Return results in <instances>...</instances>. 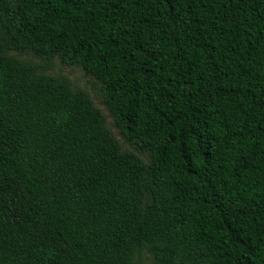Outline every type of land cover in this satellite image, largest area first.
<instances>
[{
    "label": "trees",
    "instance_id": "obj_1",
    "mask_svg": "<svg viewBox=\"0 0 264 264\" xmlns=\"http://www.w3.org/2000/svg\"><path fill=\"white\" fill-rule=\"evenodd\" d=\"M0 264H264V0H0Z\"/></svg>",
    "mask_w": 264,
    "mask_h": 264
},
{
    "label": "rangeland",
    "instance_id": "obj_2",
    "mask_svg": "<svg viewBox=\"0 0 264 264\" xmlns=\"http://www.w3.org/2000/svg\"><path fill=\"white\" fill-rule=\"evenodd\" d=\"M50 73L64 74L68 76L76 85L81 86V87H87L92 92L96 105L100 107L108 115V110L102 103V98L97 93V90H96L97 86L94 80L86 76L84 71L80 67L68 66V65L61 64V63H57L55 68L51 70ZM112 122H113L112 118L108 116V125L115 132Z\"/></svg>",
    "mask_w": 264,
    "mask_h": 264
}]
</instances>
